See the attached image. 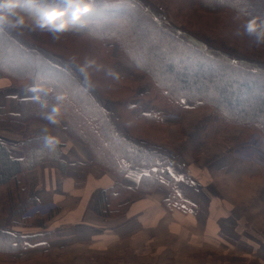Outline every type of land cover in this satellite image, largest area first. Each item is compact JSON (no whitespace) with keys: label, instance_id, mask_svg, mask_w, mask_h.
Segmentation results:
<instances>
[{"label":"trees","instance_id":"1","mask_svg":"<svg viewBox=\"0 0 264 264\" xmlns=\"http://www.w3.org/2000/svg\"><path fill=\"white\" fill-rule=\"evenodd\" d=\"M157 1L94 0L95 11L82 18L86 26L61 34L59 40L39 30H0V43L1 40L10 42V46L19 50L21 59V65H14L11 59L2 61L0 54L2 77L10 80L15 88L42 85L51 89L47 97L49 106L56 103L57 93L66 95L57 125L42 118L41 113L46 110L32 99H24L17 114L0 115V127L17 132L28 122H38L58 129L86 150L94 167L111 172L117 178L134 167L148 168L136 190L126 189L116 182L99 196L102 203L106 194L132 199L149 195L165 181L168 205L178 201L168 171L173 158L166 150L168 125L161 121L162 113L179 114L189 107L202 111V125L219 131L238 130L242 142L264 130V60L261 59L264 53H255L258 52L255 48L262 50L264 45L254 48L248 44L251 43L248 36L235 35L237 30L243 33L242 26L247 20L264 18V0ZM125 4L135 22L126 17ZM52 7L63 5L59 0H38L33 7L21 3L17 11L30 18L31 24V19L39 18L41 9ZM182 15H197V20L214 26L215 31H204L179 20ZM141 25L146 27L141 28ZM30 32L39 38H34ZM43 37H47V41ZM114 47L134 72L149 83L147 92L136 93L137 81L132 76L118 73L120 78L115 80L106 75L109 69L117 73L112 57ZM246 47L256 51H248ZM195 56L207 59L196 62ZM189 57H193V61ZM86 58L95 59L105 69L100 72L90 69L87 83L78 71ZM24 59L30 64L25 65ZM187 64L196 69L191 75L184 74L182 67ZM215 65L220 68L214 69ZM223 68L241 74L237 91L244 90L245 96L251 94V90L257 91L250 97L248 106L232 102L229 90L217 91L213 84L215 77L200 76L204 70L206 73L217 70L222 74ZM64 75L66 81L62 79ZM134 100L148 102L160 111L132 117ZM107 101L115 112L106 108ZM61 148L60 143L55 149L46 148L41 137L23 140L14 146L0 139V215L6 217L8 225L16 219L30 228H41L35 235H17L0 229L3 256L27 250L36 240L50 237L43 229L57 209L32 216L26 214L36 204L27 174L48 161L57 162L65 171ZM99 212L105 213L103 208Z\"/></svg>","mask_w":264,"mask_h":264},{"label":"crops","instance_id":"2","mask_svg":"<svg viewBox=\"0 0 264 264\" xmlns=\"http://www.w3.org/2000/svg\"><path fill=\"white\" fill-rule=\"evenodd\" d=\"M31 87L15 88L0 75V115L17 114L21 100L32 99ZM198 118L191 108L164 117L171 125L169 137L181 143L178 151L174 146L168 149L169 154L184 165L182 171L176 163L168 164L178 198L171 205L166 181L149 195L132 199L106 194L102 203L99 196L116 182L136 190L148 168H131L121 178L94 168L87 171L90 156L86 150L48 125L30 122L20 132L0 128V139L10 146L41 137L47 128V135L62 144L61 161L66 165L62 171L57 162L48 161L28 172L36 204L26 214L57 209L43 229L50 237L36 240L27 250L5 254L11 259L0 263L200 264L220 260L237 264L240 255L249 258L245 260L249 264H264V204L251 205L243 198L252 189L258 190L255 196L262 193L264 152L249 144L235 146L237 137H232L231 144H218L209 138L213 133L197 125ZM260 137L259 143L264 144V132ZM201 173L211 184L202 182ZM259 201L264 203V193ZM102 208L105 213L99 212ZM245 217L248 220L243 222ZM12 221L4 228L12 234L35 235L41 230ZM3 225L2 217L0 229ZM203 244L214 249H201ZM2 257L0 261L5 260Z\"/></svg>","mask_w":264,"mask_h":264},{"label":"rangeland","instance_id":"3","mask_svg":"<svg viewBox=\"0 0 264 264\" xmlns=\"http://www.w3.org/2000/svg\"><path fill=\"white\" fill-rule=\"evenodd\" d=\"M150 1H154V2L158 3L157 0H150ZM123 7L125 8V10H127L125 12L126 17L130 20V22L131 21L132 22H135L136 19H134V17L132 16V14H131V12H130V10L128 8V5L125 4V6H123ZM159 9L164 12V9H163V7L161 5L159 6ZM99 15H102V13H100ZM196 16L197 15L190 16L189 17L187 15H182V16L178 17V19L179 20H184V22H186L188 24H191V25H194L195 27L201 28L204 31L205 30H208V31H211V32L215 31V27L214 26H212V25L207 26L206 24H204V23L200 22L199 20H197V17ZM145 27L146 26H142L141 25V28H145ZM30 33H31V35L34 38H36V39L39 38V36L35 35L33 32H30ZM43 38H44L45 41H47V39H46L47 37H43ZM248 44L250 46H253L251 43H248ZM246 48H247V50L249 49L250 51H253V52H255L257 50L258 52H255V53H258V54H260L261 51H263V53H264V48L262 50H259V49L255 48V47L254 48L256 50L250 49L248 47H246ZM246 48H244V49H246ZM0 49L2 50L1 53H0V54H2L1 55L2 56L1 57V60L2 61H8V60L11 59L12 60L11 61L12 64H14V65H21V59H20V56H19V50L17 48H15L14 46H10V42H5L4 40H1ZM112 57H113V60H114V66H115V69H116L117 73H119L121 75L132 76L133 78H135V80L137 81V87L135 88V91H136V93L138 95H141V94H143V93H145V92L148 91L149 86H150L149 83L146 82L139 74H136L134 72L132 66L122 57V55L117 51V48H115V47L112 50ZM189 58H190L191 61H193V59H194L193 57H189ZM195 59H196V62H199V60L205 61L207 58H198V57L195 56ZM261 59L264 60V57H262ZM24 64L25 65L30 64L29 60L28 59H24ZM201 64H203V63H201ZM42 67H46V65L43 64ZM182 68L184 70V74H186V75H191L196 70L193 65H188V64L186 66L182 67ZM216 68H220V66L219 65H215V68L214 69H216ZM43 69H45V68H43ZM223 69L224 70L222 71V74H220L217 70H209L210 73L209 72L206 73V71L204 70V73L202 75H200V76L201 77H206V76L210 75L211 77H215V82L213 84L218 88L217 91L220 90V89H226L227 91L229 90L231 92L230 93V96H231V101L232 102H234V103L235 102H238L240 106H248L249 103L251 102L250 101V97H253L254 94H256L257 91H255V90L249 91V93H251V94H249L250 96L249 95L245 96L244 94H246V93H245L244 90L237 91L238 87L241 85V82L238 79V77L241 74L236 73V72H233V71H227L225 68H223ZM200 73H201V71H200ZM205 73H206V75H205ZM217 74H219L220 76H218ZM62 79L66 81V76L65 75L62 76ZM132 104H133V109L131 111V115H132V117H135V118L138 117L141 113H144V112H147V111L148 112L149 111H153V110H154V112H159L160 111L158 109H155V107L150 106L148 102H144V101L138 102L137 100H134V101H132ZM184 104L186 106H189V103L184 102ZM134 107H137V108L134 109ZM106 108L108 110L112 111V112H115L114 111V108H113V106H112V104H111L110 101H107ZM188 109H190V107ZM195 111L197 112L198 117H199L198 118V124L197 125L200 126V127L203 126L202 128H203L204 131H206V133H208V132L213 133V135H211V134L209 135V136H211L209 138H213L214 139L213 141L217 142L218 144L223 143V144H220V145H224L225 143L228 144V142L231 144V142L233 143V141H234L235 146L241 145V144H249L250 145V148L252 146V147L258 148V149H260L261 151L264 152V148H263L264 147V144L263 143L262 144L259 143L261 141V139H262L260 137V135L263 134L264 130H261V131H258V132L253 133L248 138L247 141L242 142V141H240V137H239L240 136V132L238 130L219 131L215 127H212V128L209 127L208 128V126L206 124H203L202 125L200 123V119L203 116L204 112L199 111V110H195ZM182 112L179 113V115L182 114ZM166 115H170V114L162 113L160 117H161V121L164 122V123H166L168 125V130H167V134H166V139H167V145H166L167 147H166V150L169 153L168 149L173 148V146L176 148V151H178L180 149V147H181V143H179V144L178 143H175L169 137V130H170L171 125L164 120V117H166ZM28 123H30V122H28ZM28 123H26V124H28ZM26 124H25V126H26ZM25 126H24V128H25ZM205 127L208 128V129H204ZM0 128L11 130V129L6 128V127H0ZM24 128L22 130H20V131H23ZM56 130H58V129H56ZM11 131H13V130H11ZM20 131H17V132H20ZM58 131H60V130H58ZM13 132H16V131H13ZM61 133L64 134L63 132H61ZM232 137H237V138L235 140L231 141ZM70 140H72V139H70ZM21 141H23V140H21ZM234 144H232V145H234ZM61 154H62V151H61ZM175 160H177V162ZM194 160H195V158H194ZM173 163H176L177 166H179L181 168V170L184 171L183 170L184 169L183 162H181L178 158H173ZM92 168H94V171L103 172V171L99 170L97 167H94L91 164V158H90V166L87 168V171H88V169L90 171V169H92ZM200 177L201 178H204V176H203L202 173H201ZM202 182L206 186L208 184H211V182H209V179L208 178L202 179ZM215 184H216V182H214V185ZM256 189H257V187H256ZM253 190L254 189L251 190V192H252L251 194H248L246 197L243 196V198L246 199V201L249 204H251V205L252 204H259V203L260 204H264L262 201H259V197L261 198L262 197V194L264 193V188H262V193L261 194H258L256 196H255V193H258V190H256L257 192H255ZM253 192H255V193H253ZM2 217L4 218V225H3L2 229H4L5 227H8V226H11V225H8L7 219H6V217L3 214L0 215V219ZM243 219H244L243 222H245L246 220H248L246 217L243 218ZM250 220L251 219H249V221ZM259 222H261V221H259ZM13 223L14 222H12V224ZM201 249H204V250H209L210 249V250H212L214 248L210 244H203L201 246ZM2 258L5 259V260L4 261H0V262H8V260H6V259H11L10 256H8L7 258L4 256ZM237 258H238L237 259V264L248 263L247 261H245L246 259H249L247 257L244 258L243 256L238 255ZM41 260L44 261V263H47V258H42ZM53 262H52V264H53ZM233 262L234 261H232V263ZM226 263L227 262H225V261L215 260V261H210L209 263H200V264H226ZM232 263H230V264H232ZM0 264H7V263H0ZM254 264H256V263H254Z\"/></svg>","mask_w":264,"mask_h":264},{"label":"clouds","instance_id":"4","mask_svg":"<svg viewBox=\"0 0 264 264\" xmlns=\"http://www.w3.org/2000/svg\"><path fill=\"white\" fill-rule=\"evenodd\" d=\"M38 0H0V30L7 29H27L29 31L39 30L47 32L53 40H59L60 35L71 31L73 28L86 26L87 22L82 19L91 15L94 11V0H59L63 7L43 8L40 10L39 18L31 19L21 15L17 9L23 3L26 7H33ZM243 33L240 30L235 32L236 36L241 34L250 38L251 44L255 47L264 45V18L253 17L243 24ZM96 72L104 71V66L99 64L95 59L86 58L78 71L85 77L88 82L89 70ZM106 75L118 80L119 74L113 70H106ZM32 93V100L37 103L41 109L46 110L41 113L44 120L52 125L60 123L62 115V103L66 99L63 93H57L54 97L56 103L49 106L47 97L51 89L42 85H36L28 89ZM48 129H42L41 139L46 148L55 149L60 141L50 135H47Z\"/></svg>","mask_w":264,"mask_h":264}]
</instances>
